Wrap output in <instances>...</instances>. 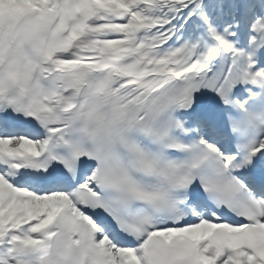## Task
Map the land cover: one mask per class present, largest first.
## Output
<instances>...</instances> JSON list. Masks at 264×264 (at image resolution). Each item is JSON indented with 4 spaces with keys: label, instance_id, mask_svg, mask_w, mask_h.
I'll list each match as a JSON object with an SVG mask.
<instances>
[{
    "label": "snow or ice",
    "instance_id": "snow-or-ice-1",
    "mask_svg": "<svg viewBox=\"0 0 264 264\" xmlns=\"http://www.w3.org/2000/svg\"><path fill=\"white\" fill-rule=\"evenodd\" d=\"M0 264H264V0H0Z\"/></svg>",
    "mask_w": 264,
    "mask_h": 264
}]
</instances>
